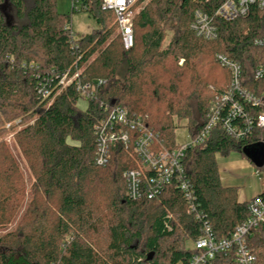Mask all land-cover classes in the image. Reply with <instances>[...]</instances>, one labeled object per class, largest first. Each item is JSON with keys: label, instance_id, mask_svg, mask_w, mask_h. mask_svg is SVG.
<instances>
[{"label": "trees", "instance_id": "obj_1", "mask_svg": "<svg viewBox=\"0 0 264 264\" xmlns=\"http://www.w3.org/2000/svg\"><path fill=\"white\" fill-rule=\"evenodd\" d=\"M81 3L97 27L74 38L75 12L61 14L57 0H0V230L15 224L0 235V264H189L204 221L223 239L249 217V202L223 186L217 157L248 159L250 144L215 131L186 152L196 212L175 185L156 199L131 200L124 173L138 167L133 149L118 144L107 164L96 162L100 104L143 119L167 148L177 146L174 117L186 121L194 137L210 102L229 85L217 56L238 61L248 75L264 63V48L254 45L264 38V10L216 20L219 36L206 41L190 30L193 14L198 8L213 12L220 0H140L138 6L145 5L134 19V46L126 50L102 0ZM168 31L171 42L163 49ZM76 72L83 84L104 81L85 109L78 106L83 98L76 81L62 88L56 79ZM40 83L49 98L40 96ZM17 120L11 127L20 128L15 141L33 178L27 199L21 167L2 138L6 123ZM248 244L254 264H264V227ZM206 264L235 261L218 256Z\"/></svg>", "mask_w": 264, "mask_h": 264}, {"label": "built area", "instance_id": "obj_2", "mask_svg": "<svg viewBox=\"0 0 264 264\" xmlns=\"http://www.w3.org/2000/svg\"><path fill=\"white\" fill-rule=\"evenodd\" d=\"M195 1L199 5H207L212 0ZM220 1L219 6L211 13L201 8L195 10L190 30L196 37L206 41L215 40L219 36L216 20L235 21L248 17L254 8L264 10V0ZM139 2L140 0H102L101 9L114 14L117 32L121 35L126 50L134 46V19L140 11ZM71 8L73 12L80 13L83 8L81 0H72ZM254 45L264 48V38L255 39ZM217 59L229 72V85L217 92L210 102L206 122L199 133L194 137L189 135L188 141L174 148L165 147L160 142L159 135L143 119L131 116L126 108L100 104L103 116L94 126L96 162L100 166L107 164L113 147L118 144L133 149L138 167L124 173L129 199L153 200L160 197L167 187L175 185L187 199L190 211L196 212L192 184L185 169L188 150L203 145L215 131L222 132L230 139L248 142L250 146H264V63L256 66L248 75L238 61L223 54H219ZM79 77L80 72H76L73 76H56V79L62 88L76 81L82 98L86 101L93 99L97 85L104 84V81H98L97 85L83 84ZM38 92L44 99L51 95L46 83H40ZM195 218L203 220L199 213H196ZM263 227L264 193L249 201V217L229 238H217L212 226L204 221L193 244L195 253L189 264H206L218 256L230 255L234 256L235 264H254L256 257L248 240L254 230Z\"/></svg>", "mask_w": 264, "mask_h": 264}, {"label": "rangeland", "instance_id": "obj_3", "mask_svg": "<svg viewBox=\"0 0 264 264\" xmlns=\"http://www.w3.org/2000/svg\"><path fill=\"white\" fill-rule=\"evenodd\" d=\"M145 4H141L138 9L141 10V8L144 6ZM71 7H72V1L71 0H57V9L61 14H69L71 12ZM11 14V13H10ZM13 15V14H12ZM96 21L93 19V17H91L88 13L86 12H80V13H75L73 15V20H72V32L75 35V38H78L80 36L89 34L93 29H95L96 26ZM115 25V21L114 19L111 22V25ZM116 34H118V32L116 31ZM171 38H172V33L170 31H168L166 33V38L163 44V49H166L169 45V43L171 42ZM183 64V60H180L179 65L182 66ZM215 88H212V90ZM88 102L85 99L80 100L78 106L81 109H85L87 106ZM174 120V124H177L178 128L176 130V134H175V142L177 145L185 143L186 141H188V136L189 131L188 129L185 127V125L187 124L186 121H179L176 117L173 118ZM19 122V120L15 121V122H9L6 123L5 128H6V132L4 133V135L2 136L3 140L7 143V145L9 146V148L11 149L13 155L16 157L21 170L23 172V175L25 177L26 180V184H27V196L26 199L29 195V190L30 187L33 183V178L31 176V173L28 169L27 164L25 163L19 147L15 141V132L16 130H19L20 128H16L12 129V127H9V125H13V124H17ZM255 146V145H254ZM236 154H231L229 156V158H231L232 156H234ZM227 157L222 158V157H217L218 162L221 163L222 161L226 160ZM258 177L259 178V182L264 190V168H258ZM253 178V177H252ZM252 182H255V179H250L249 178H244L239 182V188H238V194H237V200L239 202H242L246 199V195L245 192L249 191V186ZM27 204H23L22 208L19 211V215L24 211V209L26 208ZM19 219V217H17L16 221ZM15 224H10L7 227L3 228L0 230V235L5 234L9 231H11L14 228Z\"/></svg>", "mask_w": 264, "mask_h": 264}, {"label": "crops", "instance_id": "obj_4", "mask_svg": "<svg viewBox=\"0 0 264 264\" xmlns=\"http://www.w3.org/2000/svg\"><path fill=\"white\" fill-rule=\"evenodd\" d=\"M219 175L224 187L239 188V182L244 178L255 179L245 192L246 199L242 202H249L255 196L264 193L258 177V168L252 161L236 154L231 158L227 157L221 163L218 162ZM253 177V178H252Z\"/></svg>", "mask_w": 264, "mask_h": 264}, {"label": "water", "instance_id": "obj_5", "mask_svg": "<svg viewBox=\"0 0 264 264\" xmlns=\"http://www.w3.org/2000/svg\"><path fill=\"white\" fill-rule=\"evenodd\" d=\"M247 158L252 161L257 167H263L264 165V146L261 144L247 147L245 150ZM152 257L149 256V260Z\"/></svg>", "mask_w": 264, "mask_h": 264}]
</instances>
